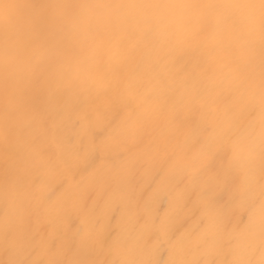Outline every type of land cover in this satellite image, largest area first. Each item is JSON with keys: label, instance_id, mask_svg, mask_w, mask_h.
I'll list each match as a JSON object with an SVG mask.
<instances>
[{"label": "clouds", "instance_id": "clouds-1", "mask_svg": "<svg viewBox=\"0 0 264 264\" xmlns=\"http://www.w3.org/2000/svg\"><path fill=\"white\" fill-rule=\"evenodd\" d=\"M0 264H264V0H0Z\"/></svg>", "mask_w": 264, "mask_h": 264}]
</instances>
